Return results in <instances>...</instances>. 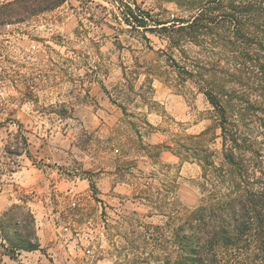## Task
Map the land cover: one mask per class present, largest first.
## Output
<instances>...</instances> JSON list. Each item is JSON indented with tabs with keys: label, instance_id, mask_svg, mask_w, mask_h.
<instances>
[{
	"label": "rangeland",
	"instance_id": "rangeland-1",
	"mask_svg": "<svg viewBox=\"0 0 264 264\" xmlns=\"http://www.w3.org/2000/svg\"><path fill=\"white\" fill-rule=\"evenodd\" d=\"M18 5L0 20V213L26 205L39 248L0 252V264L132 259L121 247L136 221L167 219L151 206L199 203L202 147L222 160L203 83L178 66L198 48L181 54L160 29L191 12L167 0ZM126 5L150 14L148 27L166 23L134 26Z\"/></svg>",
	"mask_w": 264,
	"mask_h": 264
},
{
	"label": "trees",
	"instance_id": "trees-1",
	"mask_svg": "<svg viewBox=\"0 0 264 264\" xmlns=\"http://www.w3.org/2000/svg\"><path fill=\"white\" fill-rule=\"evenodd\" d=\"M63 1H4L0 20L26 11L18 3H29L35 11L34 5L46 10ZM167 1L191 15L168 25L152 20V25H162L171 49L198 48L196 57L181 53L183 65L178 66L203 83L199 87L220 129L222 160L216 164L202 147L199 203L164 210L151 206L167 219L162 224L136 221L134 239L121 247L131 251L132 259L119 264H264V0ZM126 6L131 17L126 21L155 28L148 27L150 14ZM38 248L34 215L26 205L13 204L0 213L2 254L16 259L21 251Z\"/></svg>",
	"mask_w": 264,
	"mask_h": 264
}]
</instances>
